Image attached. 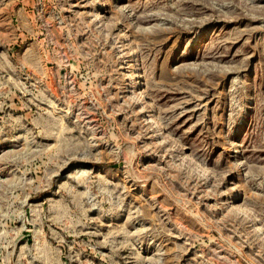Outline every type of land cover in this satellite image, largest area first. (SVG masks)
<instances>
[{"label": "rangeland", "instance_id": "rangeland-1", "mask_svg": "<svg viewBox=\"0 0 264 264\" xmlns=\"http://www.w3.org/2000/svg\"><path fill=\"white\" fill-rule=\"evenodd\" d=\"M0 264H264V0H0Z\"/></svg>", "mask_w": 264, "mask_h": 264}, {"label": "bare ground", "instance_id": "bare-ground-1", "mask_svg": "<svg viewBox=\"0 0 264 264\" xmlns=\"http://www.w3.org/2000/svg\"><path fill=\"white\" fill-rule=\"evenodd\" d=\"M133 86V85H132Z\"/></svg>", "mask_w": 264, "mask_h": 264}]
</instances>
